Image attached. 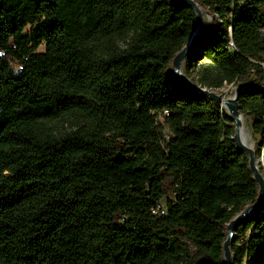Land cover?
Segmentation results:
<instances>
[{
    "label": "trees",
    "instance_id": "1",
    "mask_svg": "<svg viewBox=\"0 0 264 264\" xmlns=\"http://www.w3.org/2000/svg\"><path fill=\"white\" fill-rule=\"evenodd\" d=\"M194 1L184 74L246 85L259 155L264 0ZM196 25L171 0H0V264H224L259 185L230 115L172 75ZM232 264H264V204Z\"/></svg>",
    "mask_w": 264,
    "mask_h": 264
},
{
    "label": "water",
    "instance_id": "2",
    "mask_svg": "<svg viewBox=\"0 0 264 264\" xmlns=\"http://www.w3.org/2000/svg\"><path fill=\"white\" fill-rule=\"evenodd\" d=\"M171 1L192 8L197 16L196 28L193 31L190 39L188 40L187 45L176 55L174 59L172 75L175 78L181 80L184 84L189 86L197 93L208 96L212 101L217 102L220 105H225L227 107V114L230 115V117L235 123L234 141L236 143L237 149L248 156L250 170L253 173L255 181L259 185V197L257 201L254 204L247 206L245 210L228 225V236L227 240L224 243V264H232V245L235 241L236 225L242 220H244L252 211L257 210L260 206L264 204V177L256 167L255 151L252 148L246 146L244 143H242L240 139L241 118L243 115L239 108L238 98L240 91L246 85L240 84L237 87L235 96L231 99L225 100L222 97L218 96L216 93H214L212 90L198 87L191 82V80L183 73L182 64L185 62L192 44L203 34L204 30L206 29L204 13L200 6L194 0ZM262 156L264 158V152L262 153Z\"/></svg>",
    "mask_w": 264,
    "mask_h": 264
},
{
    "label": "rangeland",
    "instance_id": "3",
    "mask_svg": "<svg viewBox=\"0 0 264 264\" xmlns=\"http://www.w3.org/2000/svg\"><path fill=\"white\" fill-rule=\"evenodd\" d=\"M203 13H204L205 25L207 27L210 20H211V17L208 16L205 12H203ZM184 63L182 64L183 73H184ZM237 87H238L237 85H226L221 89L213 90V92L216 93L218 96L222 97L223 99L227 100V99H231L235 96ZM221 107L225 112H228V109L225 105H221ZM243 118L245 121L244 123H245V129H246V134H247L248 146L255 151V155H256L255 159L256 160L259 158H263L262 153L259 155L256 153L258 151L257 143L259 141V137L256 136L252 131L251 120L249 118L244 117V116H243ZM58 128H60V123H58ZM258 168H259L260 173L264 177V173H263L264 172V163L259 164ZM261 168H262V172H261ZM248 206H250V205H248Z\"/></svg>",
    "mask_w": 264,
    "mask_h": 264
},
{
    "label": "bare ground",
    "instance_id": "4",
    "mask_svg": "<svg viewBox=\"0 0 264 264\" xmlns=\"http://www.w3.org/2000/svg\"><path fill=\"white\" fill-rule=\"evenodd\" d=\"M203 11V10H202ZM244 118L242 116L241 118V128H240V139L242 141V143H244L246 146H248V142H247V134H246V129H245V123H244ZM249 147V146H248ZM264 163V158H259L256 160V167L258 168L259 164H263ZM259 170V168H258Z\"/></svg>",
    "mask_w": 264,
    "mask_h": 264
},
{
    "label": "built area",
    "instance_id": "5",
    "mask_svg": "<svg viewBox=\"0 0 264 264\" xmlns=\"http://www.w3.org/2000/svg\"><path fill=\"white\" fill-rule=\"evenodd\" d=\"M164 115L165 116L169 115L168 111H165ZM158 212H160V214H165L166 211H165L164 207H159V208H157V213Z\"/></svg>",
    "mask_w": 264,
    "mask_h": 264
}]
</instances>
